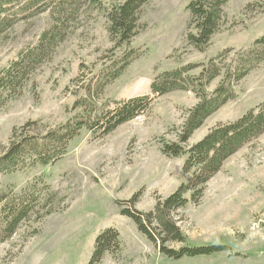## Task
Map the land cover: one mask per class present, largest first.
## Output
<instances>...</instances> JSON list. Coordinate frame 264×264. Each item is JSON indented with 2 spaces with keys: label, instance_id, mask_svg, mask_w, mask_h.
I'll use <instances>...</instances> for the list:
<instances>
[{
  "label": "rangeland",
  "instance_id": "1",
  "mask_svg": "<svg viewBox=\"0 0 264 264\" xmlns=\"http://www.w3.org/2000/svg\"><path fill=\"white\" fill-rule=\"evenodd\" d=\"M122 1L83 3L52 57L24 82L18 97L3 104L0 153L14 131L44 134L64 122L84 86L101 69L115 65L124 52L131 55L129 50H135L137 56L106 85L99 103L151 95L150 85L159 71L206 62L229 48L233 54L264 35V0H228L219 30L201 52L187 42L194 31L187 8L191 0H149L140 13L138 34L129 45L117 48L107 13ZM51 25L49 11L15 24L0 38V69L35 45ZM220 81L215 79L207 90ZM235 91L236 96L194 132L189 146L218 124L233 122L264 103V62L240 80ZM199 100L187 90L154 95L148 110L103 137L81 130L55 163L1 174L2 189L20 190L40 177L48 190L41 198L44 216H33L10 240L0 243V264H90L97 237L108 228L119 232L120 247L92 264H264V133L224 163L198 202L189 201L174 214L185 242H170L169 247L227 249L170 258L122 213L126 206L154 210L185 180L184 158L166 155L161 146L177 140L189 109Z\"/></svg>",
  "mask_w": 264,
  "mask_h": 264
},
{
  "label": "trees",
  "instance_id": "2",
  "mask_svg": "<svg viewBox=\"0 0 264 264\" xmlns=\"http://www.w3.org/2000/svg\"><path fill=\"white\" fill-rule=\"evenodd\" d=\"M88 0H0V38L15 24L49 11L52 25L45 30L39 41L19 52L16 59L0 69V110L4 103L18 97L24 82L55 52L65 40L66 34L79 17V10ZM228 0H191L188 10L190 26L194 31L187 42L203 52L212 36L224 20V6ZM149 0H124L113 5L107 13L109 33L115 47L130 44L139 30L140 13ZM124 52L115 65L104 67L84 86V91L74 103L73 113L64 122L44 134H17L14 131L9 146L0 153V175L27 171L36 166H47L60 159L70 142L86 129L94 137H103L125 122L143 114L152 104L154 95H165L177 90L192 91L200 99L189 109L178 131L176 141L163 142L162 151L172 157H183L182 172L185 180L166 199L158 201L150 212L133 210L126 206L122 213L132 217L139 230L170 258L185 255L211 253L227 249L224 245L209 247H182L179 250L168 246L170 242H185L175 213L189 201L198 202L208 182L222 169L224 163L246 144L264 133V103L252 108L233 122L218 124L200 141L189 146L188 141L206 119L236 96L235 86L252 70L264 62V35L247 48L210 57L206 62H187L175 68L159 71L150 85L151 95H139L128 99L106 100L99 103L107 84L116 79L137 56L135 50ZM117 60V59H115ZM114 60V61H115ZM199 69L198 73L195 71ZM217 78L220 83L212 91L209 85ZM48 185L34 178L20 190L0 188V243L10 240L22 224L33 216L42 218L40 206L42 195ZM132 202V201H129ZM51 211H47L49 214ZM119 232L108 228L97 237L90 264L101 260L108 251L120 247Z\"/></svg>",
  "mask_w": 264,
  "mask_h": 264
}]
</instances>
